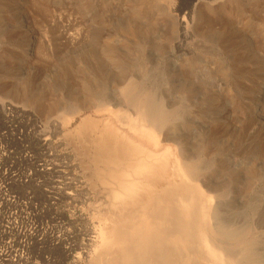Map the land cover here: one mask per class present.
Returning a JSON list of instances; mask_svg holds the SVG:
<instances>
[{"label":"rangeland","instance_id":"obj_1","mask_svg":"<svg viewBox=\"0 0 264 264\" xmlns=\"http://www.w3.org/2000/svg\"><path fill=\"white\" fill-rule=\"evenodd\" d=\"M6 104L19 139L3 141L17 178L0 201V264H49L72 241L57 243L55 226L84 228L65 196L99 198L71 142L80 121L156 149L130 128L141 105L168 118L160 149L178 153V138L219 189L216 219L240 234L243 264H264V0H0V127ZM75 251L54 264H87Z\"/></svg>","mask_w":264,"mask_h":264},{"label":"bare ground","instance_id":"obj_2","mask_svg":"<svg viewBox=\"0 0 264 264\" xmlns=\"http://www.w3.org/2000/svg\"><path fill=\"white\" fill-rule=\"evenodd\" d=\"M138 108L132 105L127 110L134 112ZM15 111L11 104L4 106L6 121L0 127V201L3 203L12 200L9 186L17 178L4 163L7 155L3 144L8 136L19 139L13 132ZM79 111L78 108L74 113ZM167 119L146 105L140 106V113L130 128L149 135L158 150L148 152L130 144L125 134L115 137L116 133L110 132L113 127H107L110 130L107 131L103 121L79 122L71 142L84 165L86 178L99 198L91 203L87 193L65 192L69 203L82 205V213L77 219L85 225L78 228L69 222L67 227L55 226L57 243L63 237L72 241L64 248L59 246L60 242L55 243L51 248L55 253L58 251V255L53 252L51 260H43V263L54 264L59 260L58 256L67 257L73 249L77 251L75 260L87 264L244 263L245 245L239 239L231 240L240 234L226 235L223 232L225 226L216 219L219 189L211 179L203 176L206 174L200 176L196 166L187 164L183 144L178 138L173 141L178 153L172 154L168 146L160 149L163 140L170 141L162 132ZM119 124L123 125L122 122ZM83 127L99 131L102 137L88 139L78 135ZM138 150L141 154L136 153ZM132 151L137 158H130L135 154ZM24 157L32 159L33 154L26 150ZM61 182L60 185L56 183L58 196L55 200L61 196V184L66 181ZM69 187L67 185L66 189L70 190ZM79 234L80 241L75 243L74 236Z\"/></svg>","mask_w":264,"mask_h":264}]
</instances>
